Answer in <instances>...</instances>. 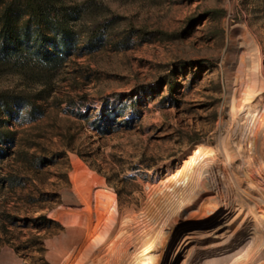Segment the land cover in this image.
Returning a JSON list of instances; mask_svg holds the SVG:
<instances>
[{
  "label": "rangeland",
  "instance_id": "obj_1",
  "mask_svg": "<svg viewBox=\"0 0 264 264\" xmlns=\"http://www.w3.org/2000/svg\"><path fill=\"white\" fill-rule=\"evenodd\" d=\"M53 2L64 31L46 48L60 63H42L35 42H13L6 55L0 37V258L22 264H59L72 258L68 246L89 244L77 165L114 224L141 214L194 145L217 147L230 126L238 139L252 114L264 116L263 95L232 124L229 100L237 58H246L234 53L236 24L264 62V0ZM12 13L23 32L55 36Z\"/></svg>",
  "mask_w": 264,
  "mask_h": 264
},
{
  "label": "bare ground",
  "instance_id": "obj_2",
  "mask_svg": "<svg viewBox=\"0 0 264 264\" xmlns=\"http://www.w3.org/2000/svg\"><path fill=\"white\" fill-rule=\"evenodd\" d=\"M235 29L234 53L243 48L246 58H237L232 74V124L264 95L261 47L243 23ZM232 127L217 147L194 145L179 169L152 187L141 214L126 211L114 224L106 222L96 186L77 165L89 244L68 246L72 258L59 264H264V116L252 114L237 141ZM3 261L22 264L9 252Z\"/></svg>",
  "mask_w": 264,
  "mask_h": 264
},
{
  "label": "trees",
  "instance_id": "obj_3",
  "mask_svg": "<svg viewBox=\"0 0 264 264\" xmlns=\"http://www.w3.org/2000/svg\"><path fill=\"white\" fill-rule=\"evenodd\" d=\"M0 7V37L4 39L9 47L13 42L16 43L20 41L26 44L35 42V55L42 63L52 65L61 62L62 58L60 56L55 57L52 51L46 48V44L48 43H51L52 46L59 47L61 44L58 43L56 37L60 31H64L63 25L57 20L58 5L54 3L53 0H0ZM14 7L30 17L27 21V25L30 26L32 22L37 23L39 26L45 25L49 29L56 31L55 36L52 38L43 33L42 30L30 32L29 34L26 30H24V32L20 30L16 25L17 18L13 16L14 14L12 13ZM61 43L66 47L64 38L61 39ZM66 50L67 48H64V51ZM4 51L6 55H8V53L14 54V52H17L13 47L4 48Z\"/></svg>",
  "mask_w": 264,
  "mask_h": 264
}]
</instances>
